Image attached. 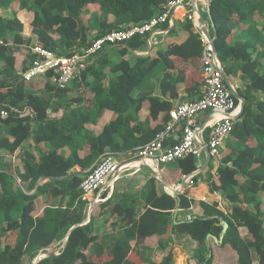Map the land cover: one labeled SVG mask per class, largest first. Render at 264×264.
Here are the masks:
<instances>
[{"label":"trees","instance_id":"1","mask_svg":"<svg viewBox=\"0 0 264 264\" xmlns=\"http://www.w3.org/2000/svg\"><path fill=\"white\" fill-rule=\"evenodd\" d=\"M13 1L22 6L30 2L34 6L31 40L62 56L70 54L75 44L81 48L88 43V29L80 21V15L89 4L95 9L98 20L96 38L154 17L160 13L162 5L172 0H0V10L7 9ZM254 12L263 16L264 0H212L209 8L214 45L225 73H231L228 63L238 62L241 77L248 82L243 92L237 91L246 103L239 115L241 121L235 123L230 133L240 144L221 160L216 176L209 181L210 189L231 203L228 215L216 205L201 202L202 216H194L191 220L173 219L172 211L189 209L192 200L185 192L173 197L150 190L139 215L137 201L126 206L116 203L110 209L121 224L133 229L137 243L157 237L169 224L174 233L185 235L196 244V264H211V253L203 255L201 248L207 244V238L218 239L221 223L225 222L227 233L220 245L229 244L236 251L237 264H253L251 252L257 264H264V213L257 201L258 191L264 189V100L257 103L255 109L250 101L251 92L260 91L264 95V72L258 71L259 59L264 57V43L258 51L256 42L233 40L235 26L232 25L234 15L244 21ZM111 17L113 20L109 21ZM178 27L182 38H172L175 32L171 30L153 56L131 53L145 47L142 38H133L117 48V55L122 58L129 54L132 63L126 59L115 63L106 54L97 55L80 74L83 96L69 94L68 88L56 89L46 76L44 87L47 91H55V96H67L70 103L79 105L57 119L47 115L48 100L22 88L27 82L21 80L23 84L19 87L9 84L6 75L14 71L15 59L9 52L12 49L6 44L5 36L12 35L14 44L24 41L25 37L21 35L23 25L20 21L0 16V39H3L0 60L5 63L0 69L3 77L0 79V104L16 108L28 106L35 113L32 118L27 110L0 119V132L4 134L0 137V155H12L22 144H27L14 164L9 158L0 156V264L33 261L66 235L59 254L55 255L52 250L36 264H142L139 253L131 249L129 240L132 237L128 236L116 239L108 250L101 246L94 253H85L89 246L98 245L97 236L93 233L91 217L81 225L85 220V201L80 199L79 190L81 175L68 173L74 166L90 169L105 152L133 150L150 142L168 121V111L172 108L170 100L177 98L178 83L183 84L186 94H198L202 84L201 42L189 21L179 23ZM239 27L247 37L254 29L249 25ZM59 47L67 51L66 54L59 52ZM253 54H256L254 59ZM158 65L165 70L158 83L159 96L164 99L144 92L135 97L133 92ZM107 67L110 76L105 72ZM169 70L176 72L174 79ZM143 108L148 110V116L141 120L139 112ZM107 112L112 118L103 123L97 135L90 134L85 126L101 121ZM251 142L253 146L249 145ZM40 146L46 150H39ZM65 147L69 150L67 157L63 154ZM175 165L183 175H190L197 169V161L192 156L179 159ZM239 173L246 177L242 184L236 178ZM29 187H35L34 193L25 192ZM45 194L48 202L58 196L67 197L65 209L46 205L37 210L34 200ZM109 202L110 198L102 204ZM250 204L254 211L245 208ZM98 205L92 207L91 213ZM241 226L246 228L248 235L242 249L227 235L229 230ZM151 246L164 254L158 264H172L177 258L178 251L166 241L155 238Z\"/></svg>","mask_w":264,"mask_h":264},{"label":"built area","instance_id":"2","mask_svg":"<svg viewBox=\"0 0 264 264\" xmlns=\"http://www.w3.org/2000/svg\"><path fill=\"white\" fill-rule=\"evenodd\" d=\"M211 1H169L160 7L158 15L94 37L84 47L68 55L58 56L37 44L32 47L35 59L19 74L21 80L29 83L42 77L45 79L47 76L56 89L63 90L68 88L75 78L80 79L81 72L105 47L123 45L133 38H142L147 46H155L160 44L163 36L168 34L179 20L192 23L198 33L202 46L200 96L174 104L168 111V121L163 129L146 145L133 150L105 152L97 158L79 184L80 199L85 201L88 213L94 205L111 197L117 181L130 170L137 172L141 167L147 166L155 172L163 165L175 163L187 156L196 159L198 168L204 157L202 142L208 149L210 164L215 172L213 175H216L224 140L236 123L240 106L233 96L235 86L223 80L224 69L211 42H214V27L209 14ZM178 9L182 10V14L176 15ZM200 18L205 21L211 40L202 32ZM27 110L32 118L35 113L28 106L16 108L0 104V119L7 118L10 113L19 115ZM11 160L14 158L11 157ZM193 173L189 175L187 187L193 184ZM193 217L194 215L188 214L184 219L191 220ZM63 245L62 240L53 251L55 255L59 254ZM43 255L45 254H41Z\"/></svg>","mask_w":264,"mask_h":264},{"label":"crops","instance_id":"3","mask_svg":"<svg viewBox=\"0 0 264 264\" xmlns=\"http://www.w3.org/2000/svg\"><path fill=\"white\" fill-rule=\"evenodd\" d=\"M25 7V6H23ZM93 8V6H92ZM94 12H95V9L93 8ZM24 11V9H23ZM21 10L19 9V2L17 1H13L9 7L7 9H4V10H0V16L3 17V18H7V19H11V18H16V19H19L20 22L22 23V25L24 26V23L21 19ZM96 15V13H95ZM33 19V15L32 17L30 18V21L28 23V31H26V35H23V37L25 38H32V26H31V21ZM113 18L111 17L109 19V21H112ZM185 21L184 20H179L175 23L174 27L171 28V30H174L175 33H173L171 35L172 38L174 39H178L179 37L182 38V34L180 33V30H179V27H178V24L179 23H184ZM85 24V23H84ZM86 25V24H85ZM232 25H234V30H233V40H240V41H243V40H248V41H253V42H256V45H257V50L260 51L262 49V41L264 42V14L263 16H261L260 14H258L257 12H254L252 14V16L246 20H238V15L237 17L234 15L233 16V20H232ZM243 25H249L251 27L254 26V29L252 28L250 31H249V36L247 37L245 35V33L243 34L242 32V29L239 27V26H242ZM170 30V31H171ZM88 32V31H87ZM93 32V33H91ZM97 31H90L87 33V41L89 42L90 39L94 38V35H96ZM169 34V33H168ZM166 34L165 36H163L160 44H157L155 46H147L145 45L144 48H142L141 50H135L133 52H131L132 54L136 55V56H153L155 55L156 51L158 50V48H160V46L162 45L164 39L167 37ZM54 38L58 41V38L56 36H54ZM35 43L34 40H31ZM9 44V42H8ZM7 44V45H8ZM76 45V44H75ZM9 46V45H8ZM119 46H124L123 45H117V46H108V47H105L102 52L99 54V57L100 56H103V55H107V56H110V58L114 57L112 54L114 52V50H116ZM11 52V54H13V57L15 59V64L14 66H16V60H17V54L16 52H13V51H9ZM117 52V51H116ZM115 52V54L117 55V53ZM19 55V54H18ZM128 56H130L129 54L127 55H124L122 58L120 56H118V60H112L113 62L117 63L119 62L121 59H126L129 61L128 59ZM256 56V54H253L252 58L254 59ZM131 57V56H130ZM130 62V61H129ZM131 63V62H130ZM162 66V65H161ZM223 66V65H222ZM26 69V68H25ZM25 69H20L17 71L18 75L24 71ZM224 69V68H223ZM260 73L264 72V57L260 58L259 59V70H258ZM152 73V72H151ZM149 74L145 79L147 78H152V74ZM165 73V70H163V67L161 68V72L159 74L160 76V79L162 78L163 74ZM169 73L171 75V78L174 79L175 76H176V72L173 71V70H169ZM224 74L226 75V77L228 78L229 82L232 83L235 88H236V92L237 91H244L245 89V85L248 83L247 82V79H244L243 77H241V71L239 72V75L235 78V79H232L230 75H227L224 71ZM110 76V73L107 74ZM112 78L114 77V75H111ZM38 80V79H36ZM36 80L32 81V82H29L26 84V87L29 88L30 91H32L35 95H39L40 93L37 91L38 88H33L32 87V84L33 82H35ZM74 81H72L70 84H69V87H68V90L70 91L69 94H74V95H79V96H83L84 95V89L82 86H80L79 88H76V86L74 85L73 83ZM28 85V86H27ZM146 85V84H145ZM177 98L173 99V100H170L172 106L176 103H180V102H184V101H189V100H193V99H196L197 97L200 96V87H199V90H198V94H186L185 91H184V86L182 83H178L177 84ZM44 88V87H43ZM156 91H152V92H149V90L147 89V87L145 86L141 92H144V93H150L151 95L153 96H159V89H158V86L155 88ZM50 93H53V96H55V91H49ZM139 95V94H138ZM251 99L250 101L252 102V106L253 108L255 109V106L257 103L261 102L264 100V95L262 92L260 91H256V92H251ZM160 98H163L164 97H160ZM54 100L56 101H63V100H67V103L72 105V107H76L77 103H70L69 102V98L67 96H55L53 98ZM245 101V99H244ZM238 103H239V100H238ZM246 102H244V105H245ZM63 112L60 111V114L57 115L55 113V111H50V112H47V115L49 117H56L57 119H59L60 117L63 116ZM141 114V115H140ZM240 115V114H239ZM148 116V110L143 108L140 110L139 112V117L141 120H144L146 117ZM162 117V114L161 116H159V119ZM112 118V115L111 113L107 112L105 113L104 117L101 119V121L97 122L96 124H87V125H91L90 127H88L87 125L85 126L86 129L89 131V129H91V127L94 129H91L93 132L91 133L90 131V134H93V135H97L100 130H101V127L103 125V123L109 119ZM238 120V121H237ZM236 122H240L241 121V118L238 116ZM11 140V139H10ZM240 144V142H238V139H236L233 135H228L225 140H224V143H223V148L221 149V160L223 158H225L226 155L230 154L231 153V149L233 147H237V145ZM249 145H252L253 146V143L251 142ZM27 147V144L24 143L22 144L12 155H7V154H1V158H5L8 157L10 159V161L14 164L15 163V159L20 157L21 153L23 152L24 149H26ZM39 150L41 151H45L46 148L40 146L39 147ZM63 154L65 157L68 156L69 154V150L68 148H64L63 149ZM11 157L14 158V160L12 161L11 160ZM220 160V162H221ZM205 161V156L203 157L202 159V163L201 165L194 171V175H193V178H192V181H193V184L192 186H186L182 192L180 193H183L185 192L186 193V196L188 197L189 200H192V203L190 205V208L187 209L186 213H183L184 211H180V210H173L172 211V218L175 219L177 218L178 220L179 219H184L186 215L188 214H192L194 216H202L203 215V209L201 207V202L205 203V204H208V205H216V208L218 210H220L224 215H228L229 213V210L231 208V203H229L227 200H225L222 195L219 193V192H216V191H212L210 189V186H209V181L212 177H215L213 174L215 173L214 172V167L210 164H208L207 168L202 170V171H198V169L203 165ZM198 166V165H197ZM164 168V167H163ZM163 168L161 167L160 168V172H162ZM87 170H82L79 166H74L70 171H69V175H73V174H78V175H81V178L85 175V172ZM150 176L152 177V174L150 171H148ZM159 172V173H160ZM173 175V178H171L170 180L166 179V185L169 186L171 189H175V188H178V185H176L175 183H178L182 178H183V174H181L180 170L178 169L177 165L174 167V173L172 174ZM161 174L158 176L160 177ZM236 178H237V181L239 184H242L245 182L246 180V177L242 174H237L236 175ZM42 180H40L38 182V184L41 182ZM44 181V180H43ZM17 182H19V180H17ZM163 187V186H162ZM24 191L25 189L22 188ZM164 190L166 191V188L164 186ZM35 191V187L33 188H28V191H25L27 194H32L34 193ZM261 191V190H260ZM260 191H258L257 193V201L260 203V209H261V212L263 214V211H264V201L263 199H260L262 194H260ZM168 193H172V190L170 191H166ZM158 195L161 194V193H158L156 192ZM47 195H40L38 196L35 200H34V203H35V207L37 210H41L44 206L47 205V207H51L53 209H65L66 205H67V197H64L63 199H61V197H56L54 199H52L51 201H47ZM263 198V197H262ZM46 201L48 202L47 204H44L46 203ZM106 202V201H105ZM103 202V203H105ZM111 202H109V204H102L100 203L98 206H96L94 208V211H90V216L88 217L87 220H85L84 222H82L83 224L87 223L91 218H93V223H95V227L99 229V231H96L95 229L93 230V233L94 235L97 236V240H96V243H98V245L95 247H90L91 250H85V253H94L95 250H99V248L104 247L105 250H108L111 246V244L114 243V241L120 237H124L123 236V230L122 229H118L116 226L113 225V222H116V220H118V217L116 215H109L110 216V219L109 221H107V223H104L102 222V217L104 216V214H109V210L111 209V207L113 205H110ZM136 204V202H135ZM106 205V206H104ZM143 205H144V202L142 204V208L140 209V212H138V215L141 214L143 212ZM139 206V205H138ZM137 206V208H138ZM85 207H86V203H85ZM75 208V205L72 207V209ZM245 208H247L248 210L250 211H254V208H253V205H245ZM109 209V210H108ZM85 213V212H84ZM86 215V213H85ZM86 219V217H85ZM241 228H244L246 230L245 227H242ZM246 236H247V239H248V235H247V230H246ZM171 238H173L172 240L175 242V235L171 234V226H170V231L167 233H161L159 232L158 236L155 237L159 240H162V241H166L168 242L169 244L172 245V247L178 251V254H177V258L175 259V261H173L172 264H196L195 261L193 262H185V260L183 261V249L181 246L177 245V244H174V243H171ZM155 238H148V239H145L144 242L142 243H137L136 242V238H132L129 240V244L131 246V249L135 250L136 252L139 253V256L141 258V262L142 264H147L149 262H153L155 264H158L162 261L163 259V252L161 250H157V249H154L155 247L154 246H151V243L154 242ZM187 240H189V243H190V246H191V249L192 250H195L196 249V244L188 237H186ZM213 237H209L207 238V244H205V246H208L209 244L211 245L212 247V250H213V254L216 256V255H219V252L221 251V247H220V243H217L215 244L213 242ZM111 240V243L109 246L107 245H104L103 242L104 241H109ZM152 248H151V247ZM228 248V247H227ZM50 249V248H49ZM224 249V248H223ZM229 250V249H228ZM151 252H159L160 255L159 257H155V258H158V259H153V260H150L149 262H147L148 260V254L151 253ZM229 252L231 253V251L229 250ZM179 256L181 257L180 261L178 260ZM211 264H230V263H227V261L225 260H222L219 262L218 261H213L211 260ZM253 264H257V262H253Z\"/></svg>","mask_w":264,"mask_h":264},{"label":"rangeland","instance_id":"4","mask_svg":"<svg viewBox=\"0 0 264 264\" xmlns=\"http://www.w3.org/2000/svg\"><path fill=\"white\" fill-rule=\"evenodd\" d=\"M19 9L22 11L20 16H21V19H22V21L24 23V26H23L22 31H21V35L23 36V35H26L25 34L26 31H28L27 30L28 26H29L28 23L30 21V18L33 15L34 6H32L30 2L25 7H23L19 3ZM23 9H24V11H23ZM17 20L20 21L19 19H17ZM80 21L86 24L88 32L95 31V30L97 31V29H98V20H97V16L95 15V12H94L91 4H89L88 6H86L84 8L83 12L80 15ZM91 33H93V32H91ZM31 39L32 38H29V39L25 38L24 41H21L18 44H14L13 43L14 37L12 35L7 34L5 36L6 44H8V42H9L8 45L12 49L10 51H13V52H16V53L19 54V55L17 54V56H16L17 57V60H16L17 63H16V66H14V71H12L10 74L6 75V78H7L8 82H9V84L11 86H13V87H19V86H21V84H23L21 79H20V75H18L17 71L20 70V69H25L35 59L34 55L32 54L33 53L32 52V47L36 43L31 41ZM1 43H3V39H0V44ZM262 43H264V42L262 41ZM79 49L80 48H77V45H75L73 50L76 51V50H79ZM58 51L61 52L62 54H66V52H67V51H63V49H61L60 47H59ZM116 51H117V49L114 50V52L112 54L114 57L110 58V56H107V58L110 61L115 60V59L116 60L119 59L118 55L115 54ZM11 55H13V54H11ZM128 59H129V61L131 63L133 62V59L130 56H128ZM4 65H5L4 61L0 60V69H3ZM228 67L231 70V73H230L231 78L235 79L239 75V72H240L239 63L238 62H230V63H228ZM161 68H162V66L158 65V66H156L153 69V71L151 73L152 74L151 75L152 78L145 79L143 81L141 87H139L137 90H135L133 92V95L135 97L138 96V94L142 91V89L145 86L147 87L149 92L156 91L155 88L158 86V83H159V80H160L159 74L161 72ZM105 72L110 73L108 67L105 68ZM2 78L3 77L0 76V79H2ZM73 81H74L73 83L76 86V88H79L81 86V83H80L79 79L75 78ZM88 81H91V78H88ZM44 83H45V79L42 77V78H39L38 80H36L35 82H33L31 84H32L33 88L34 87L38 88L37 91L40 93L39 96L41 98L48 100L49 109L47 110V112L55 111V113L57 115H59L60 111H62L63 113H67V111L69 109L73 108L72 105L67 103V100H63V101L54 100L53 98L55 96H53V93H50L49 91H47L45 89ZM22 88L24 90H26V91L29 90V88L24 86V85L22 86ZM76 107L79 108V105L77 104ZM87 126L90 127L91 125H87ZM91 129H93V128L91 127ZM91 129H89V131L92 133L93 131ZM2 136H4V134H3V132H0V137H2ZM5 158L8 159V157H5ZM175 166H176L175 163H168V164L162 166V168L164 167L162 172H160V170L158 169L160 174H161L159 179L156 178V177H151L150 176L148 171L151 172V169L149 167H147V166L141 167V169L139 171H137V172H133L131 170L126 172L117 181V183H116V185L114 187V190H113L112 195L110 197V202H111L110 205H113L114 203L115 204L118 203V204H120L122 206H126V205H128V204H130V203H132L134 201H137V202H139L138 212H140V209L142 208V204H143L144 198H145L146 194L150 190H155L158 193H166V191L164 190V186L162 185V182L166 183V179L170 180L171 178H173L172 174L174 173V167ZM178 183H175V184L177 185ZM185 187H186V185H185ZM260 194H262L260 199H263V201H264V189H261ZM84 212L86 213V215H85L86 219L85 220H87L88 217L90 216V212L88 213L86 207H84ZM108 212H109V214L105 213L104 216L102 217V222L106 221L104 223H107V221H109V219H110L109 215L113 216V214L110 212V210ZM186 212H188V211L185 210L183 213H186ZM263 213H264V211H263ZM91 219L93 220V218H91ZM113 225L116 226L118 229H122L123 230V236H128L129 238L130 237L133 238L134 232H133V229L130 226L128 227L126 225L121 224L119 222V220H116V222H113ZM170 226L171 225H169V224L166 225V227L163 228L164 230L161 233H167L168 234V232L170 231ZM92 229L93 230L95 229L96 231H99V229L95 227V223H93V221H92ZM226 233H227V228L225 230L224 236L226 235ZM171 234L175 235V238H176L175 242H174L172 240L173 238L170 237L171 243L177 244V245L181 246L182 249H183V258H184L183 261L185 260V262H190V261L191 262H193V261L196 262V260H195V252H196V250H192L191 249L189 240L186 239V236L185 235H177L176 233H174L172 231V229H171ZM227 235L229 236V239L231 241H233V243L238 248L242 249L246 245L247 236H246V230L244 228L235 227L232 230H229ZM61 240L62 239L57 241L54 244V246L51 247V249L48 248L47 249V253H49L52 250H55L58 247V245L61 244V242H62ZM213 242L215 244L218 243L214 239H213ZM110 243H111V240H109L107 242L106 241L103 242V244L107 245V246H109ZM1 246L2 245H0V247ZM90 247H93V246H89V248L86 249V250H91ZM220 247L222 249L219 252V255L215 256L213 254V250H212L211 245L210 244L208 246L204 245L201 248V254L207 255V253H211L212 262L213 261H218L219 262V260L220 261L225 260V261H227V263L237 264V253H236V251L234 249H232L229 244L220 245ZM228 249L231 251V253L229 252ZM47 253H39L38 255H41V254L48 255ZM159 255H160L159 252L158 253L157 252L149 253L147 262H149L150 260H153V259L154 260L158 259V258H155V257L156 256L159 257ZM251 256H252V260H253L252 262H255L256 261L255 254L251 252ZM180 259H181V257L179 256L178 260L180 261ZM32 263L33 262L31 260H29V259H26L25 262H24V264H32Z\"/></svg>","mask_w":264,"mask_h":264},{"label":"water","instance_id":"5","mask_svg":"<svg viewBox=\"0 0 264 264\" xmlns=\"http://www.w3.org/2000/svg\"><path fill=\"white\" fill-rule=\"evenodd\" d=\"M193 1H194V0H193ZM199 24L202 25V32L207 36V38H208L209 40H211L212 37H211V35L209 34V32L207 31V29H206V27H205V21H204L202 18L199 19ZM211 42H212V44H213V48H214V50L216 51V48H215L214 42H213V41H211ZM222 77H223V80L228 84V83H229V80H228V78L226 77V75H225L224 73L222 74ZM233 96H234L237 100H239V106H240V112H239V114H240L241 111H242V109H243V107H244V102H245V101H244V98H243L242 96H240V95L236 92V90L233 91ZM201 146H202V149H203V152H204L205 161H204L203 165L198 169L199 172L202 171V170H204V169H206L207 166H208V164H209V162H210V155H209V152H208L207 147L205 146V143L202 142V143H201ZM151 174H152V177H156V178L159 179V177L156 176V173L153 172L152 170H151ZM159 174H160V173H159ZM188 180H189V175H184L183 178H182V179L179 181V183L177 184V185H178V188L173 189L172 193H168V192H166V193H167V194H171V196L175 197L177 194H179L180 192H182V190L185 188V185L187 184ZM162 185L165 186L166 183H165V182H162ZM82 224H83V223H81V225H82ZM75 226H77V225H74L73 227H75ZM221 226H222V230H221V233H220L218 239H215V238H214V240H215L216 242H218V243H221V241H222V238H223V236H224L225 230H226V228H227V224H226L225 222H222V223H221ZM73 227H71L69 230H71ZM68 232H69V231H68ZM66 238H67V235H66V237H65L64 240H63L64 242L66 241ZM44 257H46V254L43 255V256H41V255L36 256V257L33 259V261H32L33 263H32V264H36L39 260H41V259L44 258Z\"/></svg>","mask_w":264,"mask_h":264},{"label":"bare ground","instance_id":"6","mask_svg":"<svg viewBox=\"0 0 264 264\" xmlns=\"http://www.w3.org/2000/svg\"><path fill=\"white\" fill-rule=\"evenodd\" d=\"M180 13H182V10L181 9H178L177 10V14L176 15H179ZM154 170H156L155 168H154ZM157 171V172H156ZM155 171V173H156V176H159L160 174H159V170H156ZM165 188H166V191L168 190V191H170V190H172L173 191V189H171L169 186H167V185H165Z\"/></svg>","mask_w":264,"mask_h":264}]
</instances>
